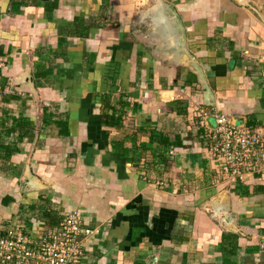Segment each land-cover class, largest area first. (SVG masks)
<instances>
[{"label":"crops","instance_id":"crops-1","mask_svg":"<svg viewBox=\"0 0 264 264\" xmlns=\"http://www.w3.org/2000/svg\"><path fill=\"white\" fill-rule=\"evenodd\" d=\"M0 61V225L78 212L81 264H264V172L202 139L207 110L264 126V0H0Z\"/></svg>","mask_w":264,"mask_h":264},{"label":"built area","instance_id":"built-area-1","mask_svg":"<svg viewBox=\"0 0 264 264\" xmlns=\"http://www.w3.org/2000/svg\"><path fill=\"white\" fill-rule=\"evenodd\" d=\"M4 67L0 61V71ZM7 90L0 85V94L5 95ZM205 115L213 119L214 126L203 133L204 150L219 162L224 174L236 179L242 177L243 170L264 172V126L253 131L213 110ZM28 230L23 222L0 225V264H81L82 237L93 234L84 227L78 212L66 214L37 236ZM259 250L264 253V240Z\"/></svg>","mask_w":264,"mask_h":264},{"label":"water","instance_id":"water-1","mask_svg":"<svg viewBox=\"0 0 264 264\" xmlns=\"http://www.w3.org/2000/svg\"><path fill=\"white\" fill-rule=\"evenodd\" d=\"M27 80H30V75H28ZM29 84L32 85V81H29ZM26 177L30 180V182L34 186H36V187H39L40 186V180H39L38 177H33V176L29 175V174H26ZM12 198H14L16 201H19V196H17V195H12Z\"/></svg>","mask_w":264,"mask_h":264}]
</instances>
